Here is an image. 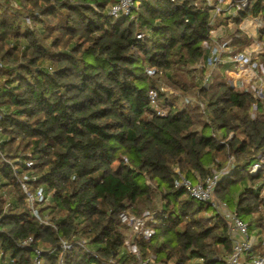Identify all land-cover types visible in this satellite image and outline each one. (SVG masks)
I'll use <instances>...</instances> for the list:
<instances>
[{
    "label": "trees",
    "instance_id": "16d2710c",
    "mask_svg": "<svg viewBox=\"0 0 264 264\" xmlns=\"http://www.w3.org/2000/svg\"><path fill=\"white\" fill-rule=\"evenodd\" d=\"M113 1L0 0V264H29L39 245L60 247L62 240L72 242L64 264H138L123 252L128 226L119 214L145 210L154 212V233L137 238L142 255L225 264L232 250L226 223L175 186L174 166L196 181L231 154L233 170L218 195L251 227L253 213L264 210L263 174L248 171L264 151V113L252 116V94L220 77L199 87L188 68L203 55L210 9L196 0H136L131 15L117 18L107 13ZM261 12L264 0H250L237 21ZM161 83L194 102L180 103ZM153 88L166 115L151 102ZM26 173L36 178L31 189L44 184L52 192L41 207L48 224L28 206L18 181ZM6 193L16 200L10 207ZM258 224L264 228V214ZM30 236L28 246L18 245ZM80 236L93 252L75 242ZM42 257L56 263L48 252Z\"/></svg>",
    "mask_w": 264,
    "mask_h": 264
},
{
    "label": "built area",
    "instance_id": "2783aa9c",
    "mask_svg": "<svg viewBox=\"0 0 264 264\" xmlns=\"http://www.w3.org/2000/svg\"><path fill=\"white\" fill-rule=\"evenodd\" d=\"M198 6L208 7L211 12V30L209 37L203 41L202 57L188 65L193 70L195 81L199 87H208L216 77L224 76L227 82L242 91L249 92L254 97L252 103V116H256L260 111L264 113V12L245 17L240 22L237 17L240 12L248 8L250 0H196ZM16 6L15 2L10 3ZM140 5L136 0H117L109 4L107 13L113 17L131 15L134 9ZM30 23V17H26ZM147 32L137 33V38H144ZM145 71L150 76L158 73L156 67L145 64ZM161 90H165L161 86ZM152 104L158 108L160 115H166L167 110L158 104L157 89L150 90ZM178 100L182 103H192L191 96L176 92ZM201 108L205 111L207 102H200ZM231 132L228 139L233 137ZM4 137L0 136V144ZM224 141V140H222ZM16 159L12 162L14 171L18 168ZM229 164L218 170L212 171L205 177L196 175V181L185 176L180 169L174 168L176 172L175 186L185 187L189 194L200 201L210 205L220 218L224 220L228 228L229 239L232 250L225 256V264H264V228L261 226L251 227L249 221L242 219L237 211L229 203L223 200L217 193V187L223 177L228 176L235 162V156H229ZM31 165L30 161H26ZM251 174L261 172L263 180L259 184V195L264 200V151L256 156L255 161L248 167ZM36 178L28 173L18 177V181L26 193L28 206L32 214L42 223L48 224L50 217L41 211V207L50 204L52 192L46 185L38 184L34 189L30 187V181ZM147 183L149 181L147 180ZM6 207L15 204V197L5 194ZM119 219L128 226V231L124 238L123 252L133 254L138 260V264H172L157 260L155 254L142 255L138 246L137 238L144 236L149 238L154 229L149 222L154 219V212L137 215L134 213L121 212ZM1 222V214H0ZM33 237L30 236L21 242L20 247L28 246ZM86 251L93 252L88 244V239L80 236L75 241ZM72 246V242L62 240L60 247H49L39 245L34 249L33 260L29 264H43L42 254L48 252L56 257L55 264H64V255L67 249ZM108 264H117L116 260L111 259Z\"/></svg>",
    "mask_w": 264,
    "mask_h": 264
},
{
    "label": "rangeland",
    "instance_id": "374dc122",
    "mask_svg": "<svg viewBox=\"0 0 264 264\" xmlns=\"http://www.w3.org/2000/svg\"><path fill=\"white\" fill-rule=\"evenodd\" d=\"M220 78L221 79H223V80H225V81H228V80H226L225 78L226 77H224V76H220ZM229 82V81H228ZM160 85H162L163 87H164V89L168 92V93H173V94H175L176 92H179V93H182L180 90H176V89H174V88H172V87H170V86H167V85H164L163 83H161ZM179 101V100H178ZM180 103H182L181 101H179ZM219 134H221V132H219ZM229 157L227 158V160L225 161V165L223 166V167H226L228 164H229ZM223 167H221V168H223ZM174 168H177V169H179V167L178 166H174ZM221 168H219V169H221ZM214 170H218V168H215V169H213L212 171H214ZM196 175H199L198 173L196 174ZM200 176V175H199ZM201 177V176H200ZM148 181H149V183L155 188L156 187V185L153 183V182H151L149 179H147ZM156 189V188H155ZM232 206H234V205H232L231 204V207ZM233 208V207H232ZM234 209V208H233ZM148 212H153L152 210H145L143 213H142V215L144 214V213H148ZM213 213H215V210L213 209ZM261 214H264V210L262 211V212H255V213H253V223H255L256 224V226H258L259 224H258V222H259V220H260V216H261ZM198 260H193V263H196Z\"/></svg>",
    "mask_w": 264,
    "mask_h": 264
}]
</instances>
